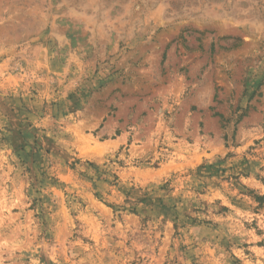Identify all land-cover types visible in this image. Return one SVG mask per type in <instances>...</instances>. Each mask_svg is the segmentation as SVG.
<instances>
[{"label":"rangeland","instance_id":"374dc122","mask_svg":"<svg viewBox=\"0 0 264 264\" xmlns=\"http://www.w3.org/2000/svg\"><path fill=\"white\" fill-rule=\"evenodd\" d=\"M0 264H264V0H0Z\"/></svg>","mask_w":264,"mask_h":264}]
</instances>
